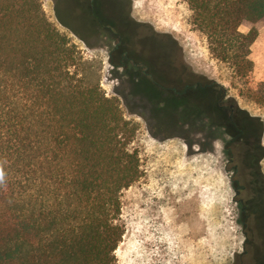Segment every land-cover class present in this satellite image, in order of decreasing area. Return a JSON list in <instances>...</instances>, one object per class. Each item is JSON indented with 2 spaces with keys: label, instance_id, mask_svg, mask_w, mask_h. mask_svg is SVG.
<instances>
[{
  "label": "trees",
  "instance_id": "trees-1",
  "mask_svg": "<svg viewBox=\"0 0 264 264\" xmlns=\"http://www.w3.org/2000/svg\"><path fill=\"white\" fill-rule=\"evenodd\" d=\"M183 1L209 54L245 82L264 0ZM56 19L82 41L78 31L98 33L81 0H59ZM89 64L46 20L38 0H0V264H115L121 193L141 172L128 149L135 126L88 79ZM192 75L196 88L180 85L173 93H144L139 79L128 78L131 96L151 104L163 131L186 126L207 138L223 132L234 202L255 230L264 209L263 123L221 85ZM248 94L264 107V81Z\"/></svg>",
  "mask_w": 264,
  "mask_h": 264
},
{
  "label": "rangeland",
  "instance_id": "rangeland-1",
  "mask_svg": "<svg viewBox=\"0 0 264 264\" xmlns=\"http://www.w3.org/2000/svg\"><path fill=\"white\" fill-rule=\"evenodd\" d=\"M38 1L51 26L90 63L85 66L88 79L115 101L123 120L135 126L128 149L136 151L141 176L121 193L123 236L115 250V264H237L244 236L222 142L210 141L204 132L188 131L186 126L163 131L151 104L131 96L130 81L111 63L106 41L78 31L85 37L80 40L57 21L59 0ZM130 3L133 20L144 26L143 36L154 39L144 42V56L154 58L155 49L162 56L153 72L172 76L171 61L177 59L180 71L185 68L215 81L240 108L261 119L264 146V107L254 104L248 94L260 83L252 81V73L244 82L209 54L206 39L192 24L183 0ZM261 40L264 43V35ZM252 58L264 71V48L253 50ZM261 170L264 175V158Z\"/></svg>",
  "mask_w": 264,
  "mask_h": 264
},
{
  "label": "flooded vegetation",
  "instance_id": "flooded-vegetation-1",
  "mask_svg": "<svg viewBox=\"0 0 264 264\" xmlns=\"http://www.w3.org/2000/svg\"><path fill=\"white\" fill-rule=\"evenodd\" d=\"M81 1L87 5L95 20L94 28L98 33L92 39L106 41L107 45L111 47L109 53L111 63L117 69H121L123 75L127 78L139 79L144 93L149 94L154 88L158 91V87H161L167 93L177 92L180 85L183 89L197 87L196 84L199 83L195 81L190 71L186 72L185 68L179 70L177 59L171 61V68L174 69L172 76L159 75L153 72L154 64L161 62L162 56L155 54L154 58L149 59L143 55L145 51L144 42L154 39L143 36L141 30H139L142 26L134 21L131 16L130 0ZM225 139L226 137L220 130H216L209 138L210 141H221L222 145ZM241 213L239 209L238 222L244 240L242 250L235 260L237 264H261L264 262V209H262L261 214L255 217V221L258 222V225L254 226L255 230L249 226L250 216L244 212L242 217ZM248 234L252 239L256 235L255 240L250 239Z\"/></svg>",
  "mask_w": 264,
  "mask_h": 264
},
{
  "label": "crops",
  "instance_id": "crops-1",
  "mask_svg": "<svg viewBox=\"0 0 264 264\" xmlns=\"http://www.w3.org/2000/svg\"><path fill=\"white\" fill-rule=\"evenodd\" d=\"M264 28H262L261 30L258 31V36L256 38V40L254 41V43L252 44V46L250 47V55H249V59L252 61L253 63V71H252V81L254 83H259V82H263L264 81V71L260 68L257 67L256 61L252 58L253 56V50H257V48L263 47L264 48V43L261 40L262 36L264 35L263 33Z\"/></svg>",
  "mask_w": 264,
  "mask_h": 264
}]
</instances>
